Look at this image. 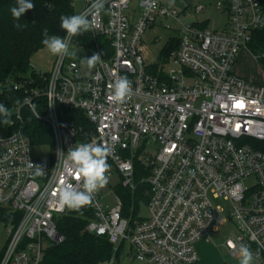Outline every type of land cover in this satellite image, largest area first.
<instances>
[{
  "label": "built area",
  "instance_id": "built-area-1",
  "mask_svg": "<svg viewBox=\"0 0 264 264\" xmlns=\"http://www.w3.org/2000/svg\"><path fill=\"white\" fill-rule=\"evenodd\" d=\"M91 3L82 0L75 14H89L94 26L86 33L95 41L74 36L71 43L101 54L94 67L85 61L89 53L67 66L63 56L48 74L33 67L36 76L1 84L21 91L24 99L12 110L18 128L0 132V207L10 215L0 264H41L47 248L64 240L57 219L70 210H59L57 193L65 181L82 188V179L63 165L67 151L80 143L108 146V159L132 192L137 162L146 173L141 182L148 186L147 217L136 218L134 206L131 217L125 216L119 196L108 208L99 191L88 205L93 216L87 231L107 236L114 247L105 264H117L125 242L147 264H196L198 242L213 241L212 233L228 223L234 227L224 242L229 254L239 257L245 244L254 264H264V151L251 142L264 141V85L234 72L241 46L264 27L260 0L218 1L228 17L221 29L210 28L208 17L198 18L207 6L185 3L179 37L164 46L177 41V47L155 66L143 55L145 34L158 19L178 18V10L163 0H106L97 15ZM99 37L109 42L111 54L99 47ZM125 76L132 95L117 104L110 85ZM29 104L36 113L44 110L38 118L52 127V153H33L43 144H33L23 131V108L34 114ZM61 106L77 111L87 124L62 118ZM142 141L159 142L161 149L144 154ZM29 163L41 168L39 177Z\"/></svg>",
  "mask_w": 264,
  "mask_h": 264
},
{
  "label": "trees",
  "instance_id": "trees-1",
  "mask_svg": "<svg viewBox=\"0 0 264 264\" xmlns=\"http://www.w3.org/2000/svg\"><path fill=\"white\" fill-rule=\"evenodd\" d=\"M31 2L35 7L26 11L20 20L16 21L10 12V8L16 6V0H0V103L11 111L7 124L3 123V119L0 118V132L2 133L18 128L19 123L14 121L15 115L12 110L23 101L24 96L13 86H1V84L7 79L20 80L36 76L31 59L37 51L44 48L41 42L44 29L48 30L49 35L63 37L66 33L60 27V17L75 15L74 0H31ZM260 2L264 9V0ZM16 23L26 26L23 30H17L14 27ZM83 35H78L76 39L93 40L90 34L84 33ZM97 42L103 51L108 49L107 54H111V48L106 39L99 37ZM248 46L258 59L264 60V27L253 32ZM176 47L177 41L162 50L161 55H163L164 62L171 50ZM45 74L48 73L45 72ZM59 111L62 118L74 116L82 124H87L75 110L61 106ZM43 112L44 110L39 107V113ZM23 119V131L33 144L54 145L53 130L48 123L37 118L27 108H23ZM251 142L264 151V141L253 140ZM143 173L142 167L137 162L135 179L138 185L133 194L127 190L124 195L123 213L125 216L131 213L132 204L136 206L140 199L149 197L145 195L148 189L147 183L141 182ZM135 211H137L136 208L133 212ZM9 216L8 211L0 207V218L9 220ZM92 216V210L88 206L79 211L70 210L61 215L57 219V226L60 233L64 235V240L47 248L41 264H105L113 255L114 247L107 236H99L87 231L86 226Z\"/></svg>",
  "mask_w": 264,
  "mask_h": 264
},
{
  "label": "rangeland",
  "instance_id": "rangeland-1",
  "mask_svg": "<svg viewBox=\"0 0 264 264\" xmlns=\"http://www.w3.org/2000/svg\"><path fill=\"white\" fill-rule=\"evenodd\" d=\"M164 5L167 6L170 10H178L179 17L178 18H165L158 19L156 24L149 28L144 37V46L145 50L143 52L144 58L148 64H152V66L158 65V62H163V55H161V50L168 44V41L171 37H179L180 34V20H184L185 16L181 13V9L183 8L185 3L191 4L192 7L196 5H204L208 7L206 14H199L198 18H210L209 27L210 28H218L221 29L227 23V14L225 10L218 9L216 4L218 1L224 2L225 0H163ZM75 10L79 11L83 7L82 0H75ZM167 26H170L172 29H167ZM170 32H172V36H170ZM83 35V34H82ZM84 36V35H83ZM87 43L94 42L95 40H86ZM69 51L74 52L75 55L67 56L65 65L69 63L71 60H81L85 53H89L86 56V59L92 57L93 54H97L96 50L91 46L82 47L79 44L71 43L69 45ZM164 52V51H163ZM58 57L53 56L50 52L44 47L37 51L31 59L32 66L41 72L50 73L57 61ZM156 63V64H155ZM161 65V64H159ZM171 65V64H170ZM168 66V68L170 67ZM234 72L246 78L248 81L258 84L264 85V60L258 59L254 53L250 50L249 46H241L240 52L237 58V61L234 65ZM141 147H143L144 154L155 155L161 149V144L159 142H152L151 144H146L143 141L140 143ZM52 147L50 144H43L42 147L34 148V154H44V153H52ZM110 165L109 170V183L99 191L101 198H103V203L108 208L116 205V198L119 196L122 201H124V195L127 190L131 193L132 191L128 188H125L122 184V176L118 171L116 164L109 159L107 160ZM133 194V192H132ZM145 195H149L147 190L145 191ZM140 199L136 206L132 204L136 208L137 217L142 218L147 217L149 214L147 201L149 199ZM226 206V203L222 200L218 201ZM124 204V203H123ZM132 211V210H131ZM130 218L129 216H127ZM8 223L6 220L0 218V248L5 247L8 239L7 233ZM234 230L233 224L228 223L225 226H222L218 232H213V241L215 242L216 247L221 248V258L226 262V264H239V257H232L227 253L222 244L225 242L227 237L230 234V231ZM120 242L115 245V248H118ZM117 264H147L145 262L139 261L135 259L131 253L130 244L125 242L118 254Z\"/></svg>",
  "mask_w": 264,
  "mask_h": 264
},
{
  "label": "clouds",
  "instance_id": "clouds-1",
  "mask_svg": "<svg viewBox=\"0 0 264 264\" xmlns=\"http://www.w3.org/2000/svg\"><path fill=\"white\" fill-rule=\"evenodd\" d=\"M106 0H92L90 5V12L99 14L104 10ZM174 2V0H171ZM35 7L31 0H16V6L10 8L11 15L14 20L19 21L22 15ZM26 25L20 23L14 24L17 30H23ZM92 20L89 14L80 13L75 15L61 16L60 27L65 31L66 35L61 37L59 35H49L48 30L44 29L42 44L44 47L56 57L75 55L74 52L69 51V45L72 37L82 35L93 28ZM101 59V54H93L91 58L86 59L87 66L92 68ZM112 89L111 99L117 103L122 104L132 95L131 81L125 77H119L113 84L110 85ZM27 103V101H26ZM34 114L39 117L40 113L35 112V105L29 104ZM11 116V111L3 103H0V118L3 123L7 124ZM111 149L99 143H80L71 147L66 154L63 161L65 171L72 176H75L79 181L82 179V188L77 189L76 186L70 182H63L58 188V208L60 211L65 209L79 211L92 203L93 196L103 189L109 183L108 156ZM29 168L34 166L29 163ZM35 177L42 174L39 166L35 168ZM239 264H254V254L250 247L245 244L239 246Z\"/></svg>",
  "mask_w": 264,
  "mask_h": 264
},
{
  "label": "crops",
  "instance_id": "crops-1",
  "mask_svg": "<svg viewBox=\"0 0 264 264\" xmlns=\"http://www.w3.org/2000/svg\"><path fill=\"white\" fill-rule=\"evenodd\" d=\"M222 246L229 254L224 243ZM197 247L200 253V260L196 264H226L221 258V248L216 247L214 241L201 240L198 242Z\"/></svg>",
  "mask_w": 264,
  "mask_h": 264
},
{
  "label": "water",
  "instance_id": "water-1",
  "mask_svg": "<svg viewBox=\"0 0 264 264\" xmlns=\"http://www.w3.org/2000/svg\"><path fill=\"white\" fill-rule=\"evenodd\" d=\"M76 42H74L73 44H75Z\"/></svg>",
  "mask_w": 264,
  "mask_h": 264
}]
</instances>
